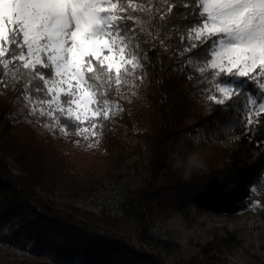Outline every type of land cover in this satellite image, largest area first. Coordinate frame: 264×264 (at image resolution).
<instances>
[{"label": "trees", "instance_id": "trees-1", "mask_svg": "<svg viewBox=\"0 0 264 264\" xmlns=\"http://www.w3.org/2000/svg\"><path fill=\"white\" fill-rule=\"evenodd\" d=\"M160 39L140 36L143 82L135 96L111 94L123 110L105 122L95 147L25 119L20 91L0 86V245L32 264H71L75 256L84 264H207L217 257L210 250L168 258L175 248L154 239L150 226L175 213L188 224L204 212L264 218V191L251 192L264 189V135L221 124L214 109L222 106L200 91L199 74L181 70L179 33L167 48ZM208 128L216 134L206 141L189 139ZM108 186L121 192L119 211L85 207Z\"/></svg>", "mask_w": 264, "mask_h": 264}, {"label": "snow or ice", "instance_id": "snow-or-ice-1", "mask_svg": "<svg viewBox=\"0 0 264 264\" xmlns=\"http://www.w3.org/2000/svg\"><path fill=\"white\" fill-rule=\"evenodd\" d=\"M173 33L184 44L181 70L199 74L200 91L222 106L214 109L220 123L264 135V0H0V86L20 91L25 119L95 147L123 110L111 94L135 96L143 82L140 36L167 48ZM194 133V144L216 134Z\"/></svg>", "mask_w": 264, "mask_h": 264}, {"label": "rangeland", "instance_id": "rangeland-1", "mask_svg": "<svg viewBox=\"0 0 264 264\" xmlns=\"http://www.w3.org/2000/svg\"><path fill=\"white\" fill-rule=\"evenodd\" d=\"M84 205L96 207L90 202ZM155 226L166 235V243L175 248V254L168 255L170 259H187L199 251L210 250L217 257L207 264H264V218L254 210L238 214L204 212L190 224L175 213ZM34 261L27 253L0 245V264Z\"/></svg>", "mask_w": 264, "mask_h": 264}, {"label": "built area", "instance_id": "built-area-1", "mask_svg": "<svg viewBox=\"0 0 264 264\" xmlns=\"http://www.w3.org/2000/svg\"><path fill=\"white\" fill-rule=\"evenodd\" d=\"M121 192L117 188L105 187L94 192L85 202L96 205H102L112 208L115 211L120 209ZM150 232L153 237H157L162 241H168L164 232L155 225L150 226Z\"/></svg>", "mask_w": 264, "mask_h": 264}]
</instances>
